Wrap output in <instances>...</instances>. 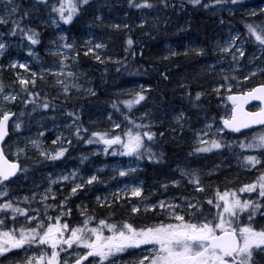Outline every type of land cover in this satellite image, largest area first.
I'll list each match as a JSON object with an SVG mask.
<instances>
[{
    "label": "snow or ice",
    "instance_id": "6c2138e0",
    "mask_svg": "<svg viewBox=\"0 0 264 264\" xmlns=\"http://www.w3.org/2000/svg\"><path fill=\"white\" fill-rule=\"evenodd\" d=\"M126 4L142 13L138 25L142 30L149 25V17L143 15L144 12L182 11L186 6L212 11L213 15L216 14L214 9L227 11L230 17H234L237 10L245 12L246 16L240 21L243 32L233 29L229 19L227 36L222 42L217 40L213 48L219 63L230 57L228 68H219L223 83L212 89L217 95L221 94V89L229 93L226 100L230 102V108L220 115L221 126H216L215 116L208 117L206 112L200 111L204 92L195 91L193 94L190 84L181 83L178 86L182 89V102L197 110V117L204 118L203 126L193 128L192 118L181 107L174 110L167 128L154 131L164 126V118L153 119L148 111L142 112L139 118L133 114L134 107L143 106L152 90L151 85H140L122 91L128 98L111 101V108L121 119H113V113L109 112V126L104 130L90 131L80 122L79 109L66 110L64 114L71 118L64 125L67 134L60 132L55 136L51 141L55 147L44 146L41 139L44 131H38L35 139L25 137L24 147L18 144L13 147L5 138L10 136V128L14 132L21 130L24 117L31 121L33 114H37L43 121L47 112L55 113L57 101L67 104L78 93L96 95L93 88L80 83L85 76L78 67L81 50L85 57L100 64L115 65L127 64L128 56H135V52L131 37L124 41L125 56L114 59L105 54L108 45L103 39L84 40L77 47L76 41L69 42L61 30L45 48L46 54L55 59L52 64L44 66L34 50V46L41 43V32L30 23L26 24L25 20H34L38 26L59 27L61 23L72 24L87 9L95 8L93 23L99 27L104 24L100 10L114 5L97 0H26L23 4L18 0H5L0 25L7 26V32H0V56L9 47L3 37L20 35L21 43L23 40L28 42L27 55L41 66L39 70H33L29 62L18 59L7 65L0 64V70L12 69L14 73L9 85L0 80V264H264V5L253 8L243 0H179V3L173 0H126ZM159 19V16L152 18L154 22ZM219 24L225 25V20L221 18ZM106 26L115 31L129 29L127 23L108 22ZM155 26L153 23L152 27ZM246 45L252 47L248 63L260 61L251 69H245L241 62L246 55ZM189 54L199 56L207 55V52L203 47H185L182 52L170 50L163 59ZM16 69H22L23 74ZM207 70L214 71L215 65H207ZM237 71L242 75H229ZM159 75L168 80L164 72ZM257 77L260 82L253 85L251 82ZM230 80L237 81V88H240L241 81L248 84L240 91L232 92ZM38 81L55 89L57 94L50 96L47 91L38 89ZM251 101L259 102L254 111L245 109ZM16 103L21 106L19 112L11 107ZM51 119L55 120V116ZM186 126L192 132L188 157H199L225 148L231 152L238 146L251 153L236 155L239 166L258 175L238 187L231 186L238 177H225L222 189L212 182L220 164L204 169L189 161L173 169L178 174L176 178L159 183V189L164 193L170 186L174 189L186 186L190 189L188 194L152 200L157 189L152 188L145 194L144 182L133 179L103 197H94L96 208L106 210L103 215H98L95 208L89 210L83 202L77 204L75 222L71 199L80 194L87 195L94 185L105 183L97 174L103 169L86 177L80 175L79 169L62 172L55 178L48 173L40 182L32 180V188L23 195L12 187L21 177L25 181L29 179V166L22 164V156L34 164L58 161L69 151L73 138L84 144L102 145L105 155L132 157L136 161L147 158L150 162L160 163L165 154L153 151L151 145L156 143L157 137L178 140L185 133ZM256 126L259 130L242 132ZM225 130L241 133L243 138L225 141L221 135ZM30 150H35L40 159L29 157ZM87 159L82 156L81 163ZM112 172L115 176L111 178L114 179L128 177L136 169L114 165ZM66 183L70 187L64 194ZM54 185H59V190ZM115 207L128 214L117 218L113 211Z\"/></svg>",
    "mask_w": 264,
    "mask_h": 264
},
{
    "label": "rangeland",
    "instance_id": "374dc122",
    "mask_svg": "<svg viewBox=\"0 0 264 264\" xmlns=\"http://www.w3.org/2000/svg\"><path fill=\"white\" fill-rule=\"evenodd\" d=\"M97 2H100V3L106 2L111 5L114 4V2H110L109 0H97ZM243 2L249 7H253V8L256 7L257 5H264V0H243ZM4 4H5V0H0V14H3ZM94 11H95V8H94ZM100 11L102 12L104 16L105 25H107L108 22L129 24L130 21L134 22V24L139 25L140 23L139 17L142 15V13H136V15L129 17L130 15L128 14L125 15L126 12L119 13L109 8H102ZM213 11H215V13L218 15L222 14V15L229 16L227 11L220 12L219 10H215V9ZM207 12L213 15L212 11H207ZM237 12H240L241 14L246 15V13L243 12L242 10H237L236 13ZM143 15H146L149 17V25H152L153 23H155L152 20V18L155 17L154 12L143 13ZM170 27H171V30L176 33H180L184 29L187 28L182 18L173 22ZM231 27L235 30H238L233 25H231ZM46 28H49V30L51 31V38L48 41L44 42L42 47H38V45L34 46V50L39 54L44 66H48L49 64H52L53 60L55 59L53 56L46 54L45 48L50 46L49 42L56 39V36L61 30H63L66 33L69 42H72L73 40L76 41L77 47H79V45H81L84 40L93 39L95 41V40L103 39L104 42H106L108 45L107 49L105 50V54L110 55L114 59H116V56H115L117 53L116 46L111 45L109 43L108 38L105 35L98 33L95 30V27L91 23L86 22L83 32L79 35H75L74 33L70 32V30L68 29V25H64L62 23L59 25V27L51 26L50 24L48 26H41L40 32L45 31ZM81 28H82V25H81ZM143 31L144 29L142 30V33ZM228 31H229V27L227 26V21H225V25H223V27L221 28V32L218 35L209 37L206 43L203 42L202 38L198 34H191V35L184 36L183 38H181V40L178 43H174L171 41H165L164 44H162L161 50L160 51L158 50L155 53V55L160 58L168 56L170 50H175L179 52V51H183L185 47H203L205 48L207 55H199V60L193 61L191 63L192 64L191 68H188L187 64H185L191 59L184 60V62L182 63L183 68L180 67V69L183 71L181 75H187V77L178 76L176 78V88L175 89L172 88L173 97L176 98V100L174 99L171 100L168 109L155 108L151 101L150 102L147 101L146 103H143V106L137 105L134 107L135 110H133V113H135V117L139 118L142 112L148 111L151 114L152 118L154 117L157 120H159L160 118H164L165 123L168 126V123L171 120V116L174 110H177L183 107L187 110V115H188V111L194 112L193 119H194L195 124L192 127L193 128L202 127L204 123V118L203 117L198 118L196 115L197 110L192 109L190 105H188L186 102H182L181 100L180 93L182 89L178 85L181 83H188L190 84L191 88L193 87V89L190 88L193 94L195 93V91H202L204 92V95L206 94V91H210L213 93L210 96V98L206 99L207 102L212 101L213 103L212 109L206 110L205 108H201L200 111L206 112L208 117L215 116L216 126H221L219 117L220 115L228 111L230 108V102L226 100V95L229 93H226L224 89H221V94L217 95L215 92H213L212 89L218 84L223 83L221 74L219 73V68L225 67L227 69L229 61H230V57L226 58L223 63H219L218 54L213 52V48H214V43L217 40L222 42V40L227 36ZM3 39L6 43L9 44V47L7 48L5 54L3 56H0V62L5 56L4 65H7L11 60L18 59L20 62H26V61L29 62L33 70H39L41 65L37 64L35 61L32 60L31 57L27 55L26 48L28 46V42L26 40H23V43H21V38L18 40H15L13 38L8 37L7 35H5ZM251 51H252L251 45H246L245 58H241V62L245 65V69L254 68L256 64L260 63L259 60L253 62L252 64L248 63L247 57L251 53ZM209 64L215 65L214 71L207 70V65ZM78 67L80 69L81 67L80 64H78ZM81 71L85 73V76L88 73L87 70L85 69H81ZM18 72L23 74L22 69H18ZM229 75L230 76L231 75L241 76L242 73L240 71H237L235 73H229ZM256 79L260 80L259 77H257ZM89 81L90 79L83 82L84 87H91L89 84ZM118 82L120 83V81ZM229 83L233 85L232 92L240 91L241 89L245 87L246 84H248V82L241 81L240 88H237L236 87L237 81L230 80ZM251 83L253 85L255 84L254 82H251ZM140 85H145L147 87L149 83L146 84L142 82L141 80L132 79L123 84H118L115 87V92L117 94H122L123 90L130 89L133 87L138 88ZM166 87L168 88V86ZM6 90L8 89L6 88ZM204 95L201 97L200 103L202 104V107L207 108V106H205L204 104L206 103L204 102ZM123 97H124L123 99L128 98L125 95ZM62 98L63 97H61V99ZM17 106H19V103H16L15 105H12L11 107L13 108L14 111L19 112V110H17L16 108ZM257 107H258V104H254L253 106H251V109H256ZM85 108L88 112H90L89 113L90 116L88 117V122L91 124L97 125V129L95 130H104L105 128L109 126L107 116L109 112L113 113V111L111 110L104 111L100 109L99 107H96V106L94 107L93 105H90V104H88L87 107ZM165 110H168V112H166ZM61 116L65 118V122L63 125L68 124L70 122L71 118L67 117L64 113L61 114ZM113 119L118 120V117L114 113H113ZM43 124L44 122L38 124L34 128L33 131L24 132L22 128L19 132L12 131L13 135L10 138V140H8V143H11L13 147H15L17 144L19 147H24L25 137L30 136L35 139L37 138L36 133L38 131H44L45 135L43 138H41L44 141V146L45 147H55L54 145L51 144V141L55 139V136L58 133L64 132L63 130L60 129L62 124H60L57 121H53L50 125V128L52 129L50 133H47V131L43 128L42 126ZM253 130L256 131L259 129H253ZM64 133L67 134L66 132ZM242 138H243L242 135L236 137L234 140H228L227 138L224 137L225 141H238L239 139H242ZM172 142H174L177 145L185 144L189 148V145L192 142V132L189 134L184 133L178 140L176 141L172 140ZM85 146H86L85 150H82V149L78 150L74 159L72 160L66 159L65 162H63L62 167L60 168L53 167L47 170L39 171L38 178L36 179V181L40 182L41 180L45 179L48 173H52L53 178H55V176L59 175L62 172H70L74 169H79L80 175H83L86 177L87 175H91L97 169H103L102 171L97 172V174L101 177L103 181H105V183L96 184V186L93 187L94 191L88 192L86 196L84 194L79 195V197L85 196L87 199V202H84L82 199H80L81 201L79 202L76 201L75 204L73 205H77L83 202L84 204H87L88 206V202L91 201V205L93 204L95 206L94 197L96 195H100L103 197L104 195L108 194L110 191L115 190L117 187H122L124 183H127L133 179L144 182L145 194H147L148 191L152 188L157 189L156 194H154L151 197L152 200L163 199L165 198V196L171 197V196L179 195V194H172L169 191L164 193L162 189H159V183L166 182L168 179H171V178H176V176L178 175L176 174V172L173 171L171 166H167L162 163L159 165L157 164L156 166H160L157 170H154L149 175H143L142 172L145 170V166H146L145 159L136 161L132 157L114 156L115 158H112V159L109 158L107 160L106 159L101 160V158H93V157L94 155L99 154V153L104 154L102 145L85 144ZM31 151L35 152V150H31ZM242 152L244 154H251V153L246 152L245 150L239 149L237 146V147H234L233 151L231 152L227 148H225V149L220 150L219 152L201 154L199 157H196V156L189 157V161H191V163L194 166H199L204 169L211 168L213 165H216V164H220L221 167L219 169V172L217 173L216 177L212 178V182L215 184H219L220 187L223 189L224 183L222 182L225 180V177H227L228 179H232L233 177H238V179L234 180L233 184L231 185L233 187H238L241 183L248 182L251 179L255 178L256 175H258V173L255 171L249 172L239 166L237 159H236V155ZM82 156L88 157V159L85 160L83 163H81ZM9 158H13V157L9 156ZM241 159H242V156H241ZM114 165H122L126 167L135 168L136 172L131 173L128 177H116L113 179L111 177L115 176V174L112 172V167ZM205 179L207 180V178ZM22 181H23V177H21V179L18 181H14L12 185L14 191L20 195L27 193L29 189L32 188V180L29 182L27 186H25ZM69 187L70 185L66 183L64 194H67V189ZM54 188L59 190V185H54ZM242 195L247 196V194H242ZM133 202H135L134 199H133ZM96 212L98 215H103L106 212V210L101 209V208H96ZM140 215L143 216L144 214L141 213ZM149 215H152V214L150 213ZM125 259H128V257L126 256Z\"/></svg>",
    "mask_w": 264,
    "mask_h": 264
},
{
    "label": "trees",
    "instance_id": "16d2710c",
    "mask_svg": "<svg viewBox=\"0 0 264 264\" xmlns=\"http://www.w3.org/2000/svg\"><path fill=\"white\" fill-rule=\"evenodd\" d=\"M110 2H114L113 7L109 8L115 12H126L129 17L136 15V13H140L136 9H131L127 6L126 0H109ZM19 3H26V0H18ZM174 3H179V0H173ZM155 13V17L159 16L160 19L156 23L155 27H152V25H148L144 28V31L142 33V30L138 28L137 24H134V22L130 21L129 29H123L121 31H115L112 29H109L105 24L97 27L95 23H93V13L94 8H89L85 12H83L78 18L74 20V22L70 25H68V29L70 32L74 33L75 35H79L83 32L85 28L86 22L91 23L95 30L105 35L109 43L111 45L116 46V59H120L125 56L124 53V47H125V39L127 37H131L134 41L133 50L135 52V56H128L127 64H120L115 65L112 63H105L100 64L96 62L95 60L91 59L90 57H85L83 55V51L81 50L79 55V64H80V70L85 69L87 70V75L84 76L80 83L84 86L83 82L90 79L89 84L90 86L96 91L95 96H88L86 94L78 93L76 94L75 98H73L69 103L67 104H61L60 101H57V110L55 113L49 111L46 114V119L43 121L40 120V115L33 114V117L31 121L27 117H24V124L22 126V129L24 132L27 131H33L34 128L40 124L43 128L47 131V133H50L52 129L50 128V125L53 121L59 122L61 125L60 129L67 133V130L64 128V122L65 118L61 116V114L65 113L66 110H76L79 109V116H80V122L83 124L84 127L88 128L90 131L97 129V125L91 124L88 122V117L90 116L89 113L85 107H87L88 104L93 105L94 107H99L100 109L106 111L111 110L113 113L118 117V120L121 119L119 113L114 112V110L111 108V101L115 99L123 100V94H117L115 92V87L118 84H123L129 80L132 79H138L142 82L151 85L152 90L148 94V100L151 101L155 108L160 109H168L170 102L172 99L176 100V98L173 97V91L172 88H176V78L178 76H185L187 75H181L182 70L180 67L183 68L182 63L186 59H191L187 63V67L191 68L192 62L199 60V56L196 54H189L188 56L184 55H177L175 57H170L169 59L165 60L163 57H158L155 55V53L162 48V44H164L165 41H171L174 43H178L181 38L187 35L191 34H198L203 42H207L208 38L211 36L218 35L221 32V28L223 25L219 24V20L223 18L225 21H228L229 19L232 20V25L235 26L239 31L243 32V24L240 22L243 17L246 15L241 14L240 12H237L234 17H230L227 15H211L206 10L202 8H192V6H186V8L182 11H173L172 9L163 10L160 12L152 11ZM149 13V12H144ZM183 19L185 22V26L187 27L180 33H176L171 30V24L175 22L176 20ZM167 20V23L165 21ZM25 23H30L32 27L37 28L38 31L41 30V26H38L37 22L32 20H25ZM82 25V28H81ZM0 32H7V26L0 25ZM144 33H148L145 35ZM15 40L20 39V35L10 37ZM51 38V31L49 28H46L45 31H41V43L38 45V47H42L43 43L48 41ZM206 46V45H204ZM182 52V51H179ZM142 53V55H141ZM114 54V53H112ZM5 63V56L3 57L0 64L4 65ZM117 68H119V71H117ZM15 71L18 72V69ZM164 72L168 76V80H163V78L159 75V73ZM179 74V75H178ZM14 78V73L12 69H4L0 70V79L3 80L4 84L7 86L10 84V82ZM199 80V79H198ZM120 81V83L118 82ZM254 83L260 82V80L254 79L252 80ZM48 83H51V77L48 78ZM168 86V88L166 87ZM175 86V87H174ZM38 89H42L43 91H47L50 96L56 95V90L47 87L46 85L42 84L38 81L37 83ZM193 89V87L191 88ZM10 90V89H8ZM213 93L210 91H206V94L204 95V103L206 107H202L207 109H212V101L207 102V98H210V96ZM63 99V98H62ZM123 108V106H121ZM17 110L20 111L21 106L16 107ZM135 110V109H133ZM168 112V110H165ZM135 116V113H133ZM41 115H44V113H41ZM55 116V120L51 119L52 116ZM188 115L192 118V126L195 124L194 122V112L188 111ZM154 118V117H153ZM156 119V118H154ZM157 120V119H156ZM39 122V123H38ZM167 127V124L165 123L162 128L159 129H153L154 131H162L164 128ZM259 129V128H256ZM119 131V130H117ZM255 131V130H250ZM249 131H246L244 133H247ZM185 133L189 134L191 131H188L186 128ZM250 133V132H249ZM13 133L12 130L10 131V136L7 138L10 140ZM239 134H234L231 132H224L223 136L227 138L228 140H234L236 137L240 136ZM187 138V137H186ZM151 147L153 148V151L160 152L163 151L165 156L162 162L156 163V162H150L147 158H145V170L142 172L143 175H149L154 170H157L160 166H156L157 164H165L167 166H171L172 169H176L177 165L183 166L184 164L189 162V157L187 156V151L189 148L185 144L177 145L170 138L166 139H160L157 137L156 143L152 144ZM79 149L85 150L86 146L83 143V141H76L73 139L72 146L69 148V151L66 153L64 158H61L58 161L49 162L45 161L42 164H34L32 160H25L24 157H21L22 164H27L29 166V173L28 177L29 179L27 181L23 180L25 186L29 184L31 180H36L38 178V172L42 170H47L49 168L53 167H62L63 162H65L66 159L72 160L76 156ZM27 155L29 157H36V159H40L36 152L34 151H28ZM93 158H101V160L109 159V158H115L112 155H104L103 153H99L94 155ZM66 164V163H64ZM177 174V173H176ZM96 185H94L95 187ZM94 191V188L93 190ZM168 191L172 194H188L190 189L186 186H182L180 188H172L169 187ZM86 196V195H85ZM73 197L70 201V206L73 210V221L75 222V218L78 216L75 202L81 201L82 199L84 202H87L86 197ZM88 208L89 209H96V206L93 204L91 205V201L88 202ZM113 211L116 212L117 218H120L124 215H126V211L124 209H121L119 207H115Z\"/></svg>",
    "mask_w": 264,
    "mask_h": 264
},
{
    "label": "water",
    "instance_id": "95a60500",
    "mask_svg": "<svg viewBox=\"0 0 264 264\" xmlns=\"http://www.w3.org/2000/svg\"><path fill=\"white\" fill-rule=\"evenodd\" d=\"M254 104H258L259 105V102L258 101H251V102H249V104L245 105V109L248 110V111H254V110H256L257 108L256 109H251V106H253ZM256 128H259V126H256L253 129H256ZM253 129H251V130H253ZM10 131H11V128H10ZM226 131H228V130H226ZM246 131H250V130H248V129L242 130V132H246ZM234 134H239V133H234ZM7 138L8 137H6L5 139L7 140Z\"/></svg>",
    "mask_w": 264,
    "mask_h": 264
},
{
    "label": "bare ground",
    "instance_id": "6f19581e",
    "mask_svg": "<svg viewBox=\"0 0 264 264\" xmlns=\"http://www.w3.org/2000/svg\"><path fill=\"white\" fill-rule=\"evenodd\" d=\"M154 15V14H153Z\"/></svg>",
    "mask_w": 264,
    "mask_h": 264
}]
</instances>
